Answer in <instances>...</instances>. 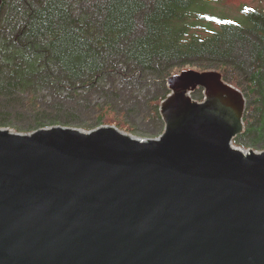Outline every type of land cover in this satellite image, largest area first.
<instances>
[{"label": "water", "instance_id": "obj_1", "mask_svg": "<svg viewBox=\"0 0 264 264\" xmlns=\"http://www.w3.org/2000/svg\"><path fill=\"white\" fill-rule=\"evenodd\" d=\"M167 85L159 137L0 128V264H264V149L233 144L243 95L215 70Z\"/></svg>", "mask_w": 264, "mask_h": 264}, {"label": "trees", "instance_id": "obj_2", "mask_svg": "<svg viewBox=\"0 0 264 264\" xmlns=\"http://www.w3.org/2000/svg\"><path fill=\"white\" fill-rule=\"evenodd\" d=\"M211 1L0 0V128L25 115L18 131L63 121L133 132L109 122L113 111L82 124L66 108L109 109L116 95L107 88L120 79L148 92L147 113L159 123L167 80L190 68L215 70L241 92L244 129L233 144L264 149V12L236 20L216 12ZM45 93L55 114L40 102Z\"/></svg>", "mask_w": 264, "mask_h": 264}, {"label": "rangeland", "instance_id": "obj_3", "mask_svg": "<svg viewBox=\"0 0 264 264\" xmlns=\"http://www.w3.org/2000/svg\"><path fill=\"white\" fill-rule=\"evenodd\" d=\"M211 4H212V8L216 12H220L228 18L229 16L233 19L236 18V20L240 19L238 18V16L241 17L242 15H244L245 16L244 19H246L247 15L252 17L253 15H256L257 13L264 12V0H212ZM253 22H255V20L251 21V23ZM187 70H192V69L183 68L181 71L175 74H180L181 72H184ZM175 74L173 73L171 76ZM106 85L108 86V83H106ZM167 88H168V85H167ZM107 89L109 91L115 92V95H116L114 96L112 101L107 102L108 104H112V107H110L109 109H106V106H102L101 110L96 109L92 111L90 110L84 111L83 107H78L75 105L69 106L66 109L72 110L71 111L72 113L78 115V118H79L78 120L82 124L86 123L87 121L93 122L94 118L99 116L102 112H105L108 110V111H113L115 114V117L111 119L109 122L117 120L121 122V124L123 123L127 125L128 127L134 130L133 132L126 131L127 133L131 135L144 137V138H155L163 134L165 130V122L163 121L161 114H160L161 105L165 101V99L168 98V96L172 95V93L170 92L171 91L170 89H168L169 93L160 102V105H159V114H160V117H159L160 121H158L159 123L155 121L154 116L153 118H149V115L147 113L148 106L145 104L146 96L148 92L147 94L145 93L142 94L144 91L142 87L135 90V88L133 87L130 88L129 84H126V81L117 79L115 82H113L112 86H109ZM203 93L204 91L197 90L196 92H194V94L190 92L189 97L193 101H205V97ZM41 95H43L44 97H42ZM41 95L40 97L42 98V100H40V102H42V104L46 108V112L49 111V114H53V113L55 114L54 110L50 111L47 107L48 104H52L51 102V100H53L52 97L49 95V93H45ZM94 99L97 100L96 97ZM113 102L116 104H114ZM245 106L246 105L244 103V110L246 108ZM61 115H63V112H61ZM16 118L17 119L14 118L13 123L8 127L10 128H16L15 126L21 127V125L23 126L25 122L29 120V118L25 115L16 116ZM60 120H63V118ZM242 124H243V119H242ZM105 125H111V124L106 123V124L99 125V126L95 125L93 128L102 127ZM50 126L51 127L53 126L76 127L74 123H65L63 121H59L58 124H53ZM78 128H83V127H78ZM243 129H244V125H243ZM254 150L258 151V150H261V148H254Z\"/></svg>", "mask_w": 264, "mask_h": 264}, {"label": "flooded vegetation", "instance_id": "obj_4", "mask_svg": "<svg viewBox=\"0 0 264 264\" xmlns=\"http://www.w3.org/2000/svg\"><path fill=\"white\" fill-rule=\"evenodd\" d=\"M197 90H199V87H196V88L194 87V88L192 89L191 92L194 93V92H196Z\"/></svg>", "mask_w": 264, "mask_h": 264}]
</instances>
